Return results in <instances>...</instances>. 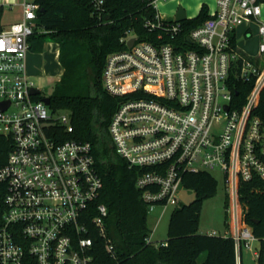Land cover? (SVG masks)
<instances>
[{
    "label": "built area",
    "instance_id": "1",
    "mask_svg": "<svg viewBox=\"0 0 264 264\" xmlns=\"http://www.w3.org/2000/svg\"><path fill=\"white\" fill-rule=\"evenodd\" d=\"M159 1L151 0L154 14L143 22L149 36L127 32L125 47L108 53L102 68V87L120 97L108 124L113 148L139 170L134 183L148 214L182 203L185 172L218 168L226 194L222 236L232 239L236 264L244 250L257 259L260 248L252 244L261 239L246 220L244 187L264 191V2L215 0L206 19L183 32L184 20L176 21L175 11L161 14ZM91 2L100 15L104 0ZM38 8L21 0V19L0 29V101L9 102L0 110V133L12 141L0 168V264H94L91 228L113 254L107 208L95 201L103 182L91 144L59 135L72 132L69 111L54 115L40 90L30 91L29 37L45 32L35 23ZM253 26L258 52L250 55L238 36L248 38ZM236 84L250 86L240 103ZM146 241L153 243L150 234Z\"/></svg>",
    "mask_w": 264,
    "mask_h": 264
},
{
    "label": "trees",
    "instance_id": "2",
    "mask_svg": "<svg viewBox=\"0 0 264 264\" xmlns=\"http://www.w3.org/2000/svg\"><path fill=\"white\" fill-rule=\"evenodd\" d=\"M264 2V0H259ZM39 5L36 26L45 29L29 37L32 51H42L46 37L59 44L58 61L62 73L49 95L53 108L65 109L71 116L72 132L59 134L61 139L88 141L102 189L95 200L107 208L105 228L113 246L106 251L103 240L91 228L94 264H236L230 237L199 232L200 203L214 194L216 179L206 171L185 172L182 188L195 192L190 204L181 203L171 211L164 244L146 241L150 234L148 212L135 187L137 168L116 154L108 124L120 97L102 87L101 73L108 53L125 47L123 37L134 32L147 38L143 26L154 14L151 0H104L103 11L97 15L91 0H35ZM207 5L202 3L196 16L181 22L183 32L202 23L207 17ZM2 6L0 5V16ZM1 29V28H0ZM242 101L250 88L236 84ZM12 148L9 137L0 133V168L6 163ZM261 184L264 186V182ZM244 199L248 207L247 222L261 239L256 263L262 264L264 252V191L250 193L245 185ZM6 182L0 180V218L5 208ZM258 222H253V220Z\"/></svg>",
    "mask_w": 264,
    "mask_h": 264
},
{
    "label": "rangeland",
    "instance_id": "3",
    "mask_svg": "<svg viewBox=\"0 0 264 264\" xmlns=\"http://www.w3.org/2000/svg\"><path fill=\"white\" fill-rule=\"evenodd\" d=\"M205 3L208 8L212 9L216 5L215 0H160L157 4V9L163 15L168 17L173 16L177 6L181 5L185 11L187 17H194L198 13L196 8L197 3ZM8 9V7H7ZM16 12V10H15ZM262 16L264 17V3L262 7ZM241 29H239L240 33ZM130 33L129 35H131ZM46 41H53L54 39L46 37ZM238 45L247 54L255 55L258 52V35L256 33V26H253V34L244 38L242 34L238 36ZM45 49V43L43 45ZM41 63L46 64V68L52 71L54 74H45L39 77H31L34 81L36 88L40 89V96H49L55 86L58 79L57 73L60 68L57 65L52 55L45 54L41 58ZM38 71V68H37ZM53 109L54 115L58 116L60 113H66L67 110L53 108L51 105L48 106V110ZM208 172L216 179V188L213 195L203 198L200 203L198 228L199 232H210L215 230L219 235H223L227 229V213L225 209L226 194L224 188V181L222 172L218 168L209 169ZM172 205L156 206L153 211L148 214V227L150 231V240L153 243L163 242L167 238L168 233V221L173 210ZM253 249L257 250L260 248L259 242H253ZM243 263H256L257 259L254 257L251 251L244 250L242 254Z\"/></svg>",
    "mask_w": 264,
    "mask_h": 264
},
{
    "label": "crops",
    "instance_id": "4",
    "mask_svg": "<svg viewBox=\"0 0 264 264\" xmlns=\"http://www.w3.org/2000/svg\"><path fill=\"white\" fill-rule=\"evenodd\" d=\"M0 5L2 6V11L0 16L1 29L7 28L11 23L21 19L22 17L21 0H0ZM201 5L202 3L200 2L197 3L196 8L200 9ZM45 47L46 48L45 49L43 48L42 51L28 50L25 58L26 72L30 78L39 77L42 75V72H45V74H49V73L54 74L52 71H49L50 70L49 68H46V64L41 63L42 56L48 54V55H52L57 65H59L60 70L57 73H55L58 75V79H59L62 73V66L58 61V53H56L57 48H55L56 45L54 44L53 41H46Z\"/></svg>",
    "mask_w": 264,
    "mask_h": 264
},
{
    "label": "water",
    "instance_id": "5",
    "mask_svg": "<svg viewBox=\"0 0 264 264\" xmlns=\"http://www.w3.org/2000/svg\"><path fill=\"white\" fill-rule=\"evenodd\" d=\"M187 18L186 16V11L185 9L179 5L177 6L176 10H175V20L176 21H182L185 20ZM134 41V38H131L128 42L127 45L130 46ZM33 94H38L39 93V89L38 88H31L30 90ZM43 101H45L46 103H49L50 99L49 96H44L42 97ZM9 102L7 101H0V110H4L8 107ZM196 198V193L195 192H188L186 189H183L180 192V199L182 201L183 204H190L192 201H194ZM253 222H258V220L254 219ZM262 264H264V252H263V257H262Z\"/></svg>",
    "mask_w": 264,
    "mask_h": 264
},
{
    "label": "bare ground",
    "instance_id": "6",
    "mask_svg": "<svg viewBox=\"0 0 264 264\" xmlns=\"http://www.w3.org/2000/svg\"><path fill=\"white\" fill-rule=\"evenodd\" d=\"M199 3V2H198Z\"/></svg>",
    "mask_w": 264,
    "mask_h": 264
}]
</instances>
